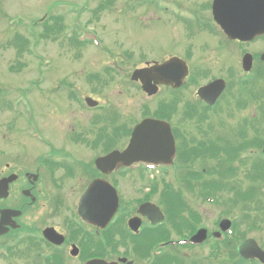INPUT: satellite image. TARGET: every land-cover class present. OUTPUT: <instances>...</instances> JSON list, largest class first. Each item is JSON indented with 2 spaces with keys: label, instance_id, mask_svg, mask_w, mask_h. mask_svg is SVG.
Returning <instances> with one entry per match:
<instances>
[{
  "label": "rangeland",
  "instance_id": "rangeland-1",
  "mask_svg": "<svg viewBox=\"0 0 264 264\" xmlns=\"http://www.w3.org/2000/svg\"><path fill=\"white\" fill-rule=\"evenodd\" d=\"M210 2L211 0H0V89L7 92L10 99L22 96L29 102V109L25 110L23 119L17 117L23 113V109L18 110V114L15 115L16 117L12 124L15 127V131L20 129L21 126L25 127V129L32 128V124H34L33 129L41 130L48 139L55 143L60 141V136L62 134L65 135L66 131L74 129L76 124H78L76 120L81 122L82 126L87 125L86 119L94 117V113L99 114L102 112L103 109H93V113L80 110L75 115L69 116L72 111L80 109L79 104L75 103L73 105L66 99L70 92L80 100L81 108L85 107L83 97L86 95L100 100L102 105L108 104V102L112 103L111 106L116 107L115 109L120 114L119 120L123 119L125 122V124L123 123L124 127H129L144 114L142 113L144 105L147 106L145 112L151 114L153 106L167 96L164 91L153 97H147L142 94L137 88L138 84L129 81L132 69L144 61L162 60L171 54H178L184 57L185 51L187 52L190 46H192L190 47L192 64L200 67L202 64L203 66L206 65L208 69H211L209 73L213 75L226 74L228 77V89L220 98L218 97L219 99L217 98L218 101L213 110L202 111V113L208 115V118L203 122L202 128L212 134L222 131V128L218 129V123L222 122H217L221 114L220 117L222 118L226 116L225 128L234 126L235 123H245L247 121L252 127L246 128L251 129L248 134L258 128H262V131H264L262 100H257L262 95L257 89L260 86L264 88V78L261 75L260 78L256 76L255 70L248 74H243L244 71L240 69V63L238 64L239 69L234 76L227 68L231 61L235 59L240 61L242 50H246V47L237 45V49H234L237 51V55L232 59L228 49L225 52V49L215 46L216 35L218 37L220 35L214 25L215 35L203 32L199 38L192 35L190 37L194 38L188 39V34L185 37L187 27L182 20L188 18V15L196 9L199 10L201 6L207 9ZM184 10L187 13V17L185 16L186 14H183ZM40 17L46 19L45 22L48 21L51 25L59 28L57 30L58 34H60L58 39L52 40L54 30H51V38L46 40L40 38V34H46L41 25L34 29V37L28 34V25L37 21ZM10 18L24 21V26L19 24L9 26L7 21ZM61 28L64 30L61 31ZM92 32L95 33L94 36ZM16 33L28 39L27 45L32 52L25 50L21 56H18L15 49L7 45V41ZM196 34L197 36L199 35V33ZM76 35L80 36V40H85L83 44L69 45L70 41H76ZM94 40L97 43L94 44L92 42ZM203 43L213 47L209 52L205 53H209L208 55H203L200 51ZM259 45L260 43L255 44L254 50H258L260 48ZM125 53L131 54V57H128ZM124 55L123 59L122 56ZM196 58L199 60L194 61ZM121 59L123 61L122 64H120ZM108 65L115 66L117 73L111 72L113 79L109 77V74H106V83L99 85L98 81L92 78V75L101 73L104 67ZM10 66H12L11 70ZM240 80L250 81H244L241 84ZM202 81H204L203 77L196 78V83H191V87L187 92L189 95L187 96L192 98V94L196 91V87L193 86H197ZM236 81L240 86H235ZM12 91L14 96L9 94ZM0 93L4 94V92ZM22 97H18L17 101H23ZM244 99H246L245 104L243 103ZM6 110L3 105L0 106V120H3L1 124L8 123V119L14 116ZM11 110L13 113L14 108L12 107ZM165 111L169 113L173 111V108H167ZM178 112L180 111L178 110ZM178 112L175 116L170 114V118L173 119L176 125H178V120H181ZM182 124L183 127L182 125H179V127H182L183 134L186 131L192 135H199V133L194 132L200 130L196 119L182 121ZM18 131L19 133H17ZM17 132L13 133L14 144H23L31 147L43 145L29 138L30 129L24 132L17 130ZM6 138L4 137L2 140L0 136V149L5 150L6 144L9 142V139L7 141ZM116 146H118V140L115 143L113 142L110 148ZM31 147L30 150H32ZM100 150L101 147L94 151L97 153ZM195 153L196 151L190 154L194 156ZM220 155L216 161L224 157V154L221 153ZM255 155L264 157L258 150L255 151ZM201 162L203 163L202 159L192 165V169L188 171L185 170L186 166L183 161L181 163H176L175 161V165L168 168L166 174L160 171L146 172L143 176L141 173H126L124 178H121L126 180V182L128 180H154L159 183L153 185L156 187L155 190L151 187L152 190L148 191L146 189L138 191L136 188L127 189L125 187L124 193H126V197L122 200L124 203L129 200L134 203L147 197L149 200L158 203V193L163 185L160 181H166L167 184H171L173 191L179 187L184 199L186 198L191 203L192 209L201 214L202 218L197 221L196 227L204 226L208 230L209 238L206 242H209V244L205 246V251H208V246H212L211 244L214 243L210 233L219 230L218 222L222 218H227L234 223L235 215L240 216L239 220H236L238 231L228 238L230 245L233 246L241 239L250 237L264 248V206L262 207L264 199H262L261 195L253 199L252 203H247V201L236 203L233 199L234 204H231L232 202L228 203L227 201L234 198V193L219 191V195L217 194L219 197L217 198L218 203H210L200 196H195L191 191L183 190L184 180H182L183 176L181 175H185L183 173L186 171V174L190 177L191 172H197L198 168L202 166ZM212 164H214V161L211 160L208 165ZM224 165L229 166V161L224 159ZM248 169L247 166H243V168L237 167V175L234 176V180H238L241 172H246ZM118 176L121 175L114 174L113 179L118 180L116 179ZM241 180H244L243 175L239 182ZM261 180H264V177ZM246 183V180H244V184ZM237 190L243 191L239 187ZM258 192L262 194L260 190ZM147 193L149 194L146 196ZM241 198L245 199L244 197ZM36 214L38 216L39 212L36 211ZM179 219L182 218L179 217ZM245 220L248 224L244 223ZM177 228V226H174L166 230L168 237L172 239L188 237L184 233L178 235L179 231ZM3 242L4 238L0 239V246ZM150 242L152 243V240ZM149 245L150 243L146 244L145 247L147 248ZM25 246L23 243L18 244L14 249L15 255L13 257L0 258V264H36L31 263L24 256L22 251ZM157 247L156 249L159 250L165 249L162 244L157 245ZM218 247H221V245H218ZM202 250L203 248H180L175 252L171 250L166 252L165 250L163 255L168 256L169 259H176L181 257V255L185 256L186 259L187 257L200 258L203 264H220L221 259L225 260V264H236L235 258L230 259L228 257V248L222 249L223 252L218 253V257L210 256L205 259L200 257ZM153 251L154 249H150V256ZM128 252H130L128 257L133 258V252L130 250ZM149 258L140 260V264H145Z\"/></svg>",
  "mask_w": 264,
  "mask_h": 264
},
{
  "label": "flooded vegetation",
  "instance_id": "flooded-vegetation-1",
  "mask_svg": "<svg viewBox=\"0 0 264 264\" xmlns=\"http://www.w3.org/2000/svg\"><path fill=\"white\" fill-rule=\"evenodd\" d=\"M190 17L194 19L193 23L196 21L204 24V31L211 35L215 32L211 23L214 24L220 35V38L216 35L215 46L225 49V52L228 49L232 59L237 55V51L234 50L237 49V45L246 47V50H242L240 61L235 59L227 66L228 71L233 76L236 75L239 69V63L241 65L240 69H242V57L245 53H248L251 57V68L248 72L244 71L242 73L248 74L255 70L256 76L260 78L261 75L264 78V60L261 59L262 54H264V34L247 42L229 40L219 30L206 8L192 12ZM258 43H260V48L254 50V45ZM212 48L207 43H204L200 51L204 55ZM185 53L184 58L189 68V73L185 78L186 82L182 87L176 89L167 87L169 89L167 101L174 102L176 98L182 99L181 103L184 110H192L194 106H198V108L203 110H213L220 96L228 89V77L226 74L213 75L209 73L211 69H208L206 65L203 66L202 64L200 67L192 64L190 51H185ZM196 60L199 59L196 58L194 61ZM198 77H203L204 81L197 86H193L196 89L217 78H221L224 81V89L212 108L207 107L208 105L197 96L196 91L192 94L194 98L187 96L189 95L187 92L191 87V83H196V78ZM244 81L250 80H240V83L243 84ZM235 86H240L237 81ZM257 91L262 94L257 100H262L261 106L264 108L263 86H260ZM181 116L186 120L196 118L205 120L208 118V115L204 113L198 115L185 112ZM220 116L221 114L218 120H226V116L223 118ZM76 121L78 124L76 126L73 125L75 126L74 129L66 131L65 135L62 134L59 142H48V144L36 146L32 150H30L28 145L14 144L13 136H10L8 132L2 136L3 138L7 137L6 139L7 141L9 139V142H7L5 150L0 149V179L5 177L12 179L8 183L7 196L4 199H0V209L9 208L19 211L17 216L12 217L17 224L16 227H10L2 238L16 245L25 242L26 246L22 252L31 263L36 264H84L95 256L107 261L117 260L120 255H111L110 241L118 243L117 248L121 253H125V250L128 249L125 253L127 257L128 253H130L128 252L129 250L133 252L134 257H128V260H133L132 264H140L142 260L149 257H140L141 255L135 252L137 248H142L143 246L149 251L154 249V252L151 253L153 256L145 264H158L163 256L158 253L157 245H167L166 240L159 242L158 236L166 229L177 226L178 230H182V233L188 236L182 239L189 238L192 233H190L191 229L202 218L201 214L192 210V205L188 200V203H179L177 206L175 201L171 200L172 198L167 197L160 204L156 203L160 206L165 216V221L152 225L147 216L141 214L138 209L142 203L146 201L155 203L154 201L146 197L138 202L134 200L135 202L132 203L129 200L124 203L122 199L126 197V193H124L125 187L127 189L136 188L138 191L152 190L151 187H153V190H155L156 187L153 185L158 184V182L156 183L154 180H128L127 182L126 180H119L124 178L126 173V169L122 166L111 172V174H101L95 168L94 160L95 157L106 152L100 150L95 153L94 146L89 142L93 138L92 128L88 124L82 126L81 122ZM122 124L119 126L117 137V148L119 149H122L126 142L123 135L124 131H122L125 127ZM238 131L233 133L232 131L230 133L221 132L218 138L228 143L231 140V135L237 136L240 139V143L237 147L234 146V149L238 148L241 151L253 150V145L251 144L252 134H248V131L244 132L245 130L243 129ZM63 136L65 137L63 138ZM189 137L192 136L188 133L187 138L189 139ZM101 139L103 142L102 146L108 143V136H102ZM204 141L205 143L202 144L203 148L210 144L212 138L207 140L206 136H204ZM138 167L144 166L137 164L131 168ZM158 168L162 167L159 166ZM114 174L121 176L117 177L118 180L107 181L117 190L118 208L112 220L101 228L81 218L78 213V205L85 189L94 181V178L113 179ZM188 206L191 207V210H188ZM36 211L39 212L38 216ZM179 217L182 219H179ZM131 218H134L136 223H138L137 234L128 225V220ZM52 234L55 235L57 242H52L49 239ZM58 235L62 237L61 243L58 242ZM151 240L152 243L150 242ZM149 243L150 245L146 248L145 245ZM94 252H96V255ZM127 262H120L119 264H127Z\"/></svg>",
  "mask_w": 264,
  "mask_h": 264
},
{
  "label": "water",
  "instance_id": "water-1",
  "mask_svg": "<svg viewBox=\"0 0 264 264\" xmlns=\"http://www.w3.org/2000/svg\"><path fill=\"white\" fill-rule=\"evenodd\" d=\"M263 13L264 0H213L212 3L214 20L231 39L248 40L254 35L264 33V19L261 16ZM262 58L264 59V55ZM242 61L243 68L249 70L251 67L250 55L245 54ZM186 71L185 63L179 58L173 57L161 64L134 70L131 79L140 80L142 89L148 94H153L157 90V83L170 84L174 87L181 85ZM153 81L154 83H152ZM222 88L223 81L216 80L201 87L198 90V94L203 99L208 100L209 103H212ZM210 97L213 98L209 100ZM86 101L89 105H95L96 103L90 98H87ZM174 153V140L169 124L165 121L146 118L133 128L128 145L123 151L114 150L105 156L98 157L95 160V164L103 173H109L118 165L127 166L140 161L148 164H170ZM7 180H10V178L0 181V197H5L7 194ZM98 194H103L102 202L99 203ZM80 203L79 213L84 218L97 225L104 226L117 208V196L115 190L108 183L102 181V179H95L87 188ZM88 207L89 211L93 210L90 214L86 212ZM100 208L104 209V211L97 213ZM139 211L147 215L153 224L163 220L161 211L153 204L145 203L141 205ZM2 214L0 234L7 230L6 224H11L9 217L17 215L18 212L5 210ZM12 225L14 226L15 224ZM129 225L133 229L137 228V224H134L133 219L129 221ZM228 226L229 222L225 220L220 223V227L223 230ZM205 232V229H200L192 237V241H202L205 238ZM237 250L244 258L256 257L264 263V252L254 239L249 238L242 241ZM125 260V258L120 259V261ZM86 264L118 263L93 259Z\"/></svg>",
  "mask_w": 264,
  "mask_h": 264
},
{
  "label": "trees",
  "instance_id": "trees-1",
  "mask_svg": "<svg viewBox=\"0 0 264 264\" xmlns=\"http://www.w3.org/2000/svg\"><path fill=\"white\" fill-rule=\"evenodd\" d=\"M45 20L46 19H43L42 21H40V23H39V21L32 22L31 24L28 25L29 28H28L27 32H28L29 35H32L34 37V35H35L34 29L37 28V26L41 25V26H43V29L46 32V34L45 35H41L40 34V38H42V39L44 38L45 40L51 38V30H54L53 31L54 32V36L52 37V40L55 41L56 39H58L60 37V34H58V32H57V30H59V28H56L55 26L51 25L48 21L45 22ZM7 24L9 26L12 25V24L13 25L14 24L18 25L19 24V25L24 26V22L23 21H17V20H14L12 18H10L9 21H7ZM8 25H7V27H8ZM63 27H64V25H63ZM62 28H61V31L64 30ZM27 44H28V39L25 36H22L19 33L14 34L13 37L10 40L7 41V45L12 47L13 49H15L16 55H18V56H21L25 50H27L29 52H32L29 49ZM11 67L12 66H10V69H12ZM94 77H96V76H94ZM99 81H101V80L99 79ZM161 106H163V108H165V104L164 103L161 104ZM161 106L159 107V109H157L155 111L156 116L165 117V118L170 119V114L167 113ZM111 119H112L111 117L108 118L109 121ZM174 132L176 133V135H178L179 139H181V144H182V145H180V148H179L178 160H180V162L183 161V163L187 162L191 155H190V152L186 153V151H189V150H186V147H185L186 146L185 145V142H186L185 136L179 131V129H175ZM254 143H257L256 139H255ZM200 146H203V145L202 144L199 145V143L196 145V149H194L196 151V153L193 156V159H195L198 155H201L200 150L197 149V147H200ZM229 146H231V145L229 144L227 146L228 149H229ZM206 150H209V149H206ZM191 152L193 153L194 151H191ZM214 152L215 151H212L209 154L210 155H214ZM220 165L221 166H219V168H217V169H210L209 167H207L205 173H207L208 177H206V178L204 177V173L202 171V168H200L197 172H191V176L190 177H193L192 180H196L195 184H192L191 182L189 183V178L190 177L186 174L187 172L184 171L183 174H185V175H181V176H183L182 180H184V182H185L184 185L187 188H193L194 186H200L205 191V193L207 195L210 194L211 196L217 194V192H219V191H225V190H229L230 191L231 189L234 188V185L232 183H228L226 179H228V176L231 174V171H232L233 167L230 168L229 166H231V165L227 166V165H224L223 163L220 164ZM253 168H254V171H255V172L253 171L254 175L252 176L254 178V180H253L254 181L253 182L254 185L250 186L247 191H244V193H242L240 191L238 192V190H236L234 198L229 200L228 201L229 203L232 202L231 204H234V201L236 203H242V202H246V201H247V203L248 202L252 203L253 199H255L256 197L261 195L258 192L260 190V188H261L260 185H258V181H261V185H264V180H259V179L262 178V176L264 174V163L261 164L260 162L259 163L258 162H254ZM213 173H216L217 175H219V179L213 178V176H212ZM262 195H264V193H262ZM241 197H244L245 199H243ZM233 199H234V201H233ZM246 220H248V219H246ZM233 224H234V232L236 233L238 231V229H237L238 228V223H237V221H235ZM228 238L229 237H227L221 243V247H217L215 249L216 257H218L217 256L218 253L223 252L222 249H227L228 248V250H227L228 257L230 259L231 258H235L236 264H242V263L257 264L256 261H245V260L241 259L237 255V253L235 251V246L234 245L233 246L230 245V242H229L230 240H228ZM166 260H168V258L164 259L162 261L163 264L167 263ZM172 260H174V259H172ZM176 263L177 264H181V262H179V261H177ZM219 263L220 264H225V260L221 259ZM169 264H170V262H169Z\"/></svg>",
  "mask_w": 264,
  "mask_h": 264
}]
</instances>
